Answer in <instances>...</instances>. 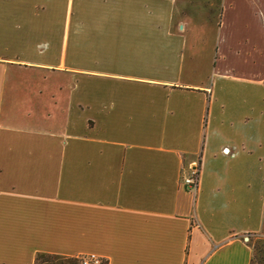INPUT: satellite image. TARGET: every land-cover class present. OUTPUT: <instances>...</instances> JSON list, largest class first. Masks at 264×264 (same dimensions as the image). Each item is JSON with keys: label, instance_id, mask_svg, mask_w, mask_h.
Listing matches in <instances>:
<instances>
[{"label": "crops", "instance_id": "1", "mask_svg": "<svg viewBox=\"0 0 264 264\" xmlns=\"http://www.w3.org/2000/svg\"><path fill=\"white\" fill-rule=\"evenodd\" d=\"M252 235L264 0H0V264H255Z\"/></svg>", "mask_w": 264, "mask_h": 264}, {"label": "rangeland", "instance_id": "2", "mask_svg": "<svg viewBox=\"0 0 264 264\" xmlns=\"http://www.w3.org/2000/svg\"><path fill=\"white\" fill-rule=\"evenodd\" d=\"M216 1L219 2V0ZM209 12L210 11L208 10V17H209ZM213 17L214 19L212 21L204 23L202 24V27H200L201 29H200L199 49H201V51L204 53L207 59H210L214 51V40L217 30L216 26L218 25L220 19V9L218 6L213 13ZM252 238H253V246L255 249V264H264V235H252ZM40 258L52 259V257L48 255L40 256ZM97 264H104V263H101L100 261Z\"/></svg>", "mask_w": 264, "mask_h": 264}, {"label": "built area", "instance_id": "3", "mask_svg": "<svg viewBox=\"0 0 264 264\" xmlns=\"http://www.w3.org/2000/svg\"><path fill=\"white\" fill-rule=\"evenodd\" d=\"M182 184L188 188L193 189L197 183V168H191L190 172L180 178ZM100 258L93 255H83L78 257V264H97Z\"/></svg>", "mask_w": 264, "mask_h": 264}, {"label": "trees", "instance_id": "4", "mask_svg": "<svg viewBox=\"0 0 264 264\" xmlns=\"http://www.w3.org/2000/svg\"><path fill=\"white\" fill-rule=\"evenodd\" d=\"M101 261V263H104L105 264V261L104 260H100Z\"/></svg>", "mask_w": 264, "mask_h": 264}]
</instances>
